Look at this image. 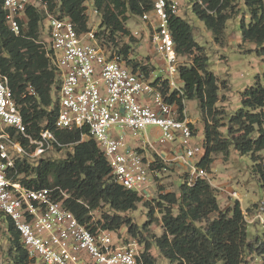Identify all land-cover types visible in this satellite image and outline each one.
Listing matches in <instances>:
<instances>
[{"label":"trees","instance_id":"16d2710c","mask_svg":"<svg viewBox=\"0 0 264 264\" xmlns=\"http://www.w3.org/2000/svg\"><path fill=\"white\" fill-rule=\"evenodd\" d=\"M44 1L48 2L52 11L69 17L79 31L89 29L87 0ZM202 1L204 5L194 2L187 8H191L215 39L219 40L231 18L228 10L234 9V0ZM243 1L251 14V20L246 24L242 19V38L244 41H253L257 53L264 57V0ZM2 5L3 0H0V69L10 78L25 122L35 134L42 128H50L61 142L72 147L64 158L43 157L37 162L29 158L18 160L19 171L30 177L22 179L25 185L35 188L59 187L68 197L65 198L59 191L57 195L82 223L91 221L90 211H98L108 205L114 212H102L97 224L115 232L127 225L129 236L126 240H136L140 246L143 245L140 264H157L156 257L151 253L152 247H156L171 264H243L246 252H256L264 264V237L248 232V224L238 200L234 205L222 209L215 188L206 179L200 178L194 186H189L185 181L186 173L178 194L170 192L161 196L163 201L168 202L159 201L157 205L163 214L161 224L164 231L161 236H144L130 218L123 216V213L136 210L140 203L150 208L149 215L152 218L155 209L145 196L111 178V167L96 142L91 138L82 140L86 130L55 128L58 108L52 90L54 85L59 87L60 78L38 43L43 16L35 7H28V25L22 35L16 36L6 26ZM94 7L101 16V29L96 33L99 38L108 32L109 40L124 35L134 41L133 34L125 26L129 18L126 13L142 15L151 9L152 0H94ZM169 27L178 55L203 49L185 14L171 17ZM129 49L130 44H125L117 52L123 55L135 72L148 74V65L129 58ZM178 69L181 90L170 91L167 79L162 81L157 78L152 83L161 84L160 89L167 101L177 105L179 119L186 118L184 110L187 100H197L204 113L217 112L220 85L217 75L210 70L208 56H196L191 64H179ZM29 87H33L37 95H30ZM228 113L226 135L220 130L223 124L216 113L212 122L205 121L202 141L204 154L197 164L208 172L214 162L212 155L223 153L227 158L231 146L242 154L252 153L254 161L256 153L264 149V84L257 81L247 87L241 94V106L235 112ZM154 165L167 167L168 164L158 159ZM258 171L264 187V170L260 165ZM174 206H177L176 213ZM8 227L11 233L9 253L13 257V264H33L34 260L29 258L20 234L9 218Z\"/></svg>","mask_w":264,"mask_h":264},{"label":"built area","instance_id":"2783aa9c","mask_svg":"<svg viewBox=\"0 0 264 264\" xmlns=\"http://www.w3.org/2000/svg\"><path fill=\"white\" fill-rule=\"evenodd\" d=\"M194 2L204 5L202 0ZM194 2L190 0L191 6ZM190 4L188 0H152L151 9L141 15L150 27L155 53L164 60L170 91L181 90V85L169 20L184 16ZM30 6L43 16L38 43L60 78L54 89L56 129L86 130L82 140L96 142L111 167V178L145 197L155 159L185 167L189 186L200 178L214 185L209 172L195 163L204 154L203 145L195 139L190 122L179 119L177 105L167 101L161 84L154 85L145 74L135 72L122 54L100 45L97 31L90 27L79 31L69 17L52 11L44 0H3L6 26L16 36L28 25ZM28 92L37 95L33 87ZM149 126L159 130L155 142ZM66 148H72L71 144L61 142L50 128L38 134L30 131L10 78L0 69V214L13 222L33 264H140L143 248L136 240L115 238L94 221L93 211L91 221L82 223L57 195L59 191L68 197L59 187L35 188L22 182L30 177L19 171L18 160L37 162ZM226 192L240 202L248 225H264V198L245 208L238 191Z\"/></svg>","mask_w":264,"mask_h":264},{"label":"rangeland","instance_id":"374dc122","mask_svg":"<svg viewBox=\"0 0 264 264\" xmlns=\"http://www.w3.org/2000/svg\"><path fill=\"white\" fill-rule=\"evenodd\" d=\"M190 4V0H188ZM88 15V25L95 31H100L101 16L94 7V0L86 1ZM191 6V4H190ZM233 10L228 12L231 18L226 24L223 35L216 40L213 33L205 26L191 8L185 10V17L192 25V31L198 43L203 46L201 51L195 50L192 54L179 55V64H191L196 56L203 57L207 55L210 63V70L218 77L220 85L219 100L217 102V112L212 114L202 112L197 100H187L185 102V115L190 124L193 125L195 139L202 144L204 139L205 121L212 122L213 115H217L219 121L223 124L220 127L223 134H227V125L229 114L235 112L241 106V94L249 86L259 81L264 84V57L257 53L256 44L253 41H244L241 33L242 19L249 24L251 14L243 0L233 1ZM129 16L125 26L131 34L135 31L139 35H134V41L129 36L118 35L114 40L108 39V32L101 38L98 37L100 45L110 51L123 49L125 44H130L129 58H134L144 65H148L149 73H145L147 80L154 82L157 78H168V71L165 68L164 60L154 51L150 43V27L141 19V15L126 13ZM131 68L132 65L129 64ZM164 81V80H162ZM53 87V95L56 92ZM176 111L178 108L176 107ZM216 111V109H215ZM179 113V112H178ZM177 113V114H178ZM122 132V131H120ZM149 136L152 141H156L154 134L159 133L157 127H148ZM256 136V135H255ZM179 137L176 144L180 143ZM72 148H66L58 151L53 158H64L67 152ZM151 153V154H150ZM154 153L149 151V158L155 159ZM214 162L209 172L215 188L219 204L222 209L234 205L236 199L229 197L227 190L234 189L242 196V205L246 208L253 202L264 198V187L261 183V174L258 166L264 170V149L257 152L255 161L252 159V153L242 154L236 151L232 146L230 154L225 158L223 153H214L212 155ZM201 158V157H200ZM155 159L151 165V181L148 189L150 194L146 197L152 202L155 209L154 218L149 215V207L145 204H138L134 211L123 213V216L130 218L132 224L138 226L144 236L163 234L161 224L162 212L157 206L159 201H163L161 196L170 192L179 193L181 182L185 178L186 168L177 162H168L167 167L154 165ZM195 161V163H197ZM168 204L167 201H163ZM102 212L113 213L114 211L105 205L98 211H93L94 221L98 222ZM177 212V206H174V213ZM127 225H123L119 231H112L115 238H125L129 236ZM148 230V231H147ZM248 232L252 235L264 237V225L249 224ZM11 233L8 227V221L5 215L0 214V264H13L12 255L9 253ZM143 246V245H141ZM151 253L156 257L157 264H171L161 252L156 248H151ZM262 258L256 252H246L243 264H262Z\"/></svg>","mask_w":264,"mask_h":264},{"label":"crops","instance_id":"0c3cea01","mask_svg":"<svg viewBox=\"0 0 264 264\" xmlns=\"http://www.w3.org/2000/svg\"><path fill=\"white\" fill-rule=\"evenodd\" d=\"M161 58V57H160ZM162 59V58H161ZM166 78H161V80H165ZM186 119H187V117H186ZM158 132H159V130H158ZM170 147H171V145H169L167 148H166V151H168V150H170ZM175 148H177V145H174V149ZM171 151H172V149H171Z\"/></svg>","mask_w":264,"mask_h":264}]
</instances>
